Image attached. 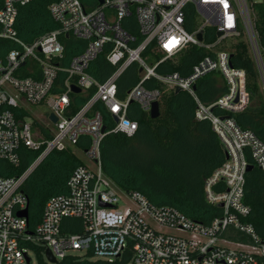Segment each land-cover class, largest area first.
<instances>
[{
  "label": "built area",
  "instance_id": "obj_1",
  "mask_svg": "<svg viewBox=\"0 0 264 264\" xmlns=\"http://www.w3.org/2000/svg\"><path fill=\"white\" fill-rule=\"evenodd\" d=\"M31 1L3 0L0 7V37L15 44L0 57V158L18 165L22 145L40 150L20 175H0V264H29L28 243L49 248L57 263L83 250V256L107 262L126 258L124 264H264V238L247 221L251 207L244 202L248 165L264 172V141L231 115L244 109L248 93L246 71L232 64L230 47L237 40L248 44L264 89V55L253 13L264 0H53L49 11L59 28L28 43L15 24L19 7ZM192 8L197 26L189 31L185 24ZM62 34L85 42L67 65L60 63ZM189 45L207 50L189 73L158 70ZM151 52L162 56L154 59ZM101 55L113 67L103 79L94 73ZM132 66L138 79L122 93L119 80ZM212 72L221 74L226 88L207 102L196 87ZM156 83L188 92L196 102L195 119L210 122L227 154L205 180L206 201L223 209L209 223L155 204L138 190H122L103 170V139L110 132L138 130L131 114L137 108L150 115L162 94ZM77 94L86 100L72 112ZM13 108L28 116L18 119ZM72 147L91 165L74 168L67 191L47 200L40 223L28 232V219L17 214L28 205L25 180L50 152Z\"/></svg>",
  "mask_w": 264,
  "mask_h": 264
},
{
  "label": "trees",
  "instance_id": "obj_2",
  "mask_svg": "<svg viewBox=\"0 0 264 264\" xmlns=\"http://www.w3.org/2000/svg\"><path fill=\"white\" fill-rule=\"evenodd\" d=\"M81 1L85 4L91 3L90 0ZM52 2L53 0H32L19 7L15 26L22 40L30 43L59 28V23L53 20L49 11ZM2 4L3 0H0V7ZM253 13L264 55V1L254 5ZM185 26L189 31L196 29L197 19L193 8ZM61 40L65 49L60 63L67 65L74 55L84 49L85 42L77 41L65 34L61 35ZM14 47L13 41L0 37V57H4ZM230 47L232 64L246 71L245 84L248 93V102L244 109L231 115L241 127L253 130L264 141V89L258 67L244 40L232 41ZM151 54L154 55V59L162 56L159 52ZM206 54L207 50L189 45L174 60L163 62L158 70L187 74L193 64ZM94 67L95 75L101 79L113 69L102 55L95 61ZM63 78L64 74H61L60 80ZM137 79V68L132 66L119 80L121 92L131 87ZM156 86L162 91L159 100L160 116L153 119L148 113L134 108L131 117L139 121L138 130L133 135L119 131L110 132L103 139L101 144L103 170L120 189L138 190L155 204L173 206L195 220L209 223L214 217L221 215L223 209L206 201L204 184L206 178L225 161V149L210 122L195 119L196 102L188 92L182 90L176 92L175 89L158 83ZM196 88L204 101L211 102L220 96L226 87L221 74L212 72L200 78ZM85 100L81 94L73 96L71 111L78 110ZM13 111L18 119H25L28 116L24 109L13 108ZM39 152L40 150H32L22 145L19 148L18 165L0 158V175L5 177L20 175ZM179 153L184 154V157L192 156L195 168L181 173L172 162ZM83 163L71 148L53 150L30 173L22 186L28 199V232H34L40 223L47 200L53 195L67 191L69 176L74 168ZM244 202L251 207L247 221L252 223L259 235L264 238V172L256 164H253V168L246 173ZM239 237L241 235L237 238ZM27 245L35 250L37 264H49L43 257L46 249L44 245L35 243ZM125 260L126 258L107 262L93 260L89 256L72 255L60 260L58 264H124Z\"/></svg>",
  "mask_w": 264,
  "mask_h": 264
},
{
  "label": "rangeland",
  "instance_id": "obj_3",
  "mask_svg": "<svg viewBox=\"0 0 264 264\" xmlns=\"http://www.w3.org/2000/svg\"><path fill=\"white\" fill-rule=\"evenodd\" d=\"M31 111L37 112V110L35 108H33ZM71 149H73V151L83 160L84 163L91 165V163L89 162V160L87 159V157L85 156L84 152L81 149H79L77 147H72ZM172 162L175 164V166H177L180 169L181 173H183L187 169H194L195 168L194 165L192 164L194 162L192 159V156L184 157V154L181 155V153H179L178 156L176 155V157L173 158ZM71 253L78 254V255H84L83 250H74ZM29 256L32 258V262L34 264H37L38 258H37V254H36L35 250L30 248L29 249ZM43 257L46 260L45 255ZM89 257L93 260L96 259V256H94V255H90ZM49 264H58V263H49Z\"/></svg>",
  "mask_w": 264,
  "mask_h": 264
},
{
  "label": "water",
  "instance_id": "obj_4",
  "mask_svg": "<svg viewBox=\"0 0 264 264\" xmlns=\"http://www.w3.org/2000/svg\"><path fill=\"white\" fill-rule=\"evenodd\" d=\"M104 0H100V3H103ZM220 34V33H219ZM197 37L201 40L202 39V32H199L197 34ZM72 90L74 92H79L80 91V88L76 85H72ZM175 91L176 92H179L181 91V88L180 87H176L175 88ZM160 116V107H159V102L158 101H155L153 103V106L151 108V111H150V117L155 119L157 117ZM50 118L53 122H56L57 121V117L54 113L50 112ZM226 157H227V154H226ZM253 168V165L252 164H249L248 167H247V170H251ZM220 206H222V204H220ZM17 214L21 217H25L28 219V214H29V207L28 205L26 206V208H24L23 210H20L19 212H17ZM45 257H46V260L49 262V263H57V259L55 258V256L53 255V253L51 252V250L49 248H46L45 249V253H44ZM27 260L30 264V257L27 256Z\"/></svg>",
  "mask_w": 264,
  "mask_h": 264
},
{
  "label": "crops",
  "instance_id": "obj_5",
  "mask_svg": "<svg viewBox=\"0 0 264 264\" xmlns=\"http://www.w3.org/2000/svg\"><path fill=\"white\" fill-rule=\"evenodd\" d=\"M41 110H42V111H45V108L41 106Z\"/></svg>",
  "mask_w": 264,
  "mask_h": 264
}]
</instances>
